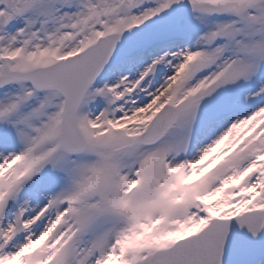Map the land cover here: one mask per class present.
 <instances>
[{
    "label": "snow or ice",
    "instance_id": "6c2138e0",
    "mask_svg": "<svg viewBox=\"0 0 264 264\" xmlns=\"http://www.w3.org/2000/svg\"><path fill=\"white\" fill-rule=\"evenodd\" d=\"M0 264H264V0H0Z\"/></svg>",
    "mask_w": 264,
    "mask_h": 264
}]
</instances>
